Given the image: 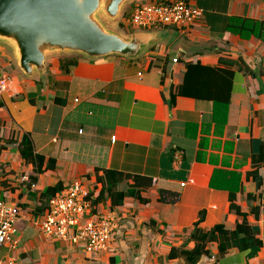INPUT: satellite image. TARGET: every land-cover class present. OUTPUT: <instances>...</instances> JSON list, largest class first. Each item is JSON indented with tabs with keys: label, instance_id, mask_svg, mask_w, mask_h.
<instances>
[{
	"label": "crops",
	"instance_id": "crops-1",
	"mask_svg": "<svg viewBox=\"0 0 264 264\" xmlns=\"http://www.w3.org/2000/svg\"><path fill=\"white\" fill-rule=\"evenodd\" d=\"M160 1L174 0L129 5ZM183 1L202 12L201 20L189 31L133 29L123 36L139 35L146 47L136 58L53 52L42 74L28 76L15 46L0 40V139L28 136L43 162L38 172L18 144L0 151V200L21 210L15 245L3 247L2 258L16 264H184L169 254L173 247H194L189 236L203 213V231L221 224L232 230L246 215L263 245L221 256L212 243L198 264H264V45L227 31L231 19L264 20V0ZM220 60L237 64L227 108L185 97L168 105L171 87L176 94L183 84L186 63L226 67ZM102 170L151 180L142 192L146 203L126 198L112 207L110 199H100ZM74 181L88 187L94 213L115 220L107 253L93 256L82 244L49 239L36 223L46 213L37 211L42 193ZM161 191L170 193L164 202ZM231 191L239 213L230 210Z\"/></svg>",
	"mask_w": 264,
	"mask_h": 264
},
{
	"label": "trees",
	"instance_id": "trees-1",
	"mask_svg": "<svg viewBox=\"0 0 264 264\" xmlns=\"http://www.w3.org/2000/svg\"><path fill=\"white\" fill-rule=\"evenodd\" d=\"M227 31L245 40L255 37L264 45V20L231 19L228 22ZM220 62L227 66L222 68L220 66H205L199 62L186 63L183 84L177 89L176 94H173L171 87L168 105L172 106L177 97H185L209 102L217 107L227 108L230 103L235 75L234 68L232 67L237 64L234 61L220 60ZM60 63L61 69H66L63 59L60 60ZM238 68L243 70V67H239V64ZM165 74L166 69L164 68L163 75ZM9 134H7V137L0 139V151L18 144L19 151L25 162L33 164L37 168V171L41 172L43 167L42 157L35 153L32 140L28 136H23L21 141L18 142L13 139V134ZM2 140L6 142L3 145L1 144ZM49 162L46 169L54 167V160ZM102 173L103 176L100 181L103 183V188L100 192V199H110L112 207L120 206L126 198H134L142 203H146V200L142 198V192L152 186L151 180L143 177L124 175L112 170H102ZM63 190L62 184L48 187L40 197L41 206L37 211L42 213L47 210L50 200ZM160 194L163 202L164 198L170 196V193L166 191H161ZM229 198L230 210L239 213L240 209L235 204V194L233 191H231ZM203 219L204 214L200 213L199 221L194 225L189 236L190 241L194 243V247L192 249L173 247L169 254L170 259H182L184 264H198L209 253L207 248L212 243L218 244V251L221 256L226 255L234 249L242 252H251L261 248L263 245L257 238L258 230L248 223L246 215L232 230L227 229L221 224L209 231H203L199 227Z\"/></svg>",
	"mask_w": 264,
	"mask_h": 264
},
{
	"label": "water",
	"instance_id": "water-1",
	"mask_svg": "<svg viewBox=\"0 0 264 264\" xmlns=\"http://www.w3.org/2000/svg\"><path fill=\"white\" fill-rule=\"evenodd\" d=\"M130 2L0 0V40L15 46L18 65L28 76L42 74L46 59L53 52L88 58L109 55L136 58L146 48L145 38L106 32L99 19L118 20L125 15ZM121 7L124 10L118 16ZM96 14L98 20L94 19Z\"/></svg>",
	"mask_w": 264,
	"mask_h": 264
},
{
	"label": "built area",
	"instance_id": "built-area-1",
	"mask_svg": "<svg viewBox=\"0 0 264 264\" xmlns=\"http://www.w3.org/2000/svg\"><path fill=\"white\" fill-rule=\"evenodd\" d=\"M128 10L123 25L142 30L173 27L189 31L203 15L183 0L137 3ZM4 90L5 83L1 82L0 92ZM175 158L180 159L181 154L176 153ZM89 195L83 182H72L50 200L46 213L38 217L36 223L47 238L82 244L87 253L98 256L111 249L115 220L111 213H94ZM20 213L19 207L0 200V251L7 245H15L14 234ZM0 264L16 263L0 255Z\"/></svg>",
	"mask_w": 264,
	"mask_h": 264
},
{
	"label": "rangeland",
	"instance_id": "rangeland-1",
	"mask_svg": "<svg viewBox=\"0 0 264 264\" xmlns=\"http://www.w3.org/2000/svg\"><path fill=\"white\" fill-rule=\"evenodd\" d=\"M131 5L132 4H130L129 7ZM129 7H128V9H129ZM128 9H127V11H126V13H125V15L123 17L120 16V15L123 13L124 9L121 7V9L119 10L118 16H120L122 19L119 17L118 20L113 18V20L110 21L109 19H107L105 17L104 18L100 17L99 18V19H101L100 23H101L102 27L104 28V30L106 32H110V33H114V34H119V35L121 34V35H125V36L129 35L132 32L133 29L131 27L123 25V21L126 18V16L128 15V11H129ZM94 19L98 20V15L97 14H96V16H94Z\"/></svg>",
	"mask_w": 264,
	"mask_h": 264
}]
</instances>
